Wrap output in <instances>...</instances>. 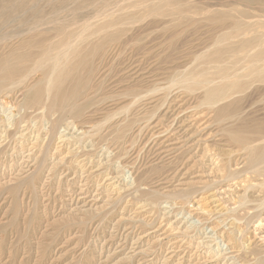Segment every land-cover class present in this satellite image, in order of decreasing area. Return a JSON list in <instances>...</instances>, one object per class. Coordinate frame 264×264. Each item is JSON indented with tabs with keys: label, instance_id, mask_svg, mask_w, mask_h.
Returning a JSON list of instances; mask_svg holds the SVG:
<instances>
[{
	"label": "rangeland",
	"instance_id": "obj_1",
	"mask_svg": "<svg viewBox=\"0 0 264 264\" xmlns=\"http://www.w3.org/2000/svg\"><path fill=\"white\" fill-rule=\"evenodd\" d=\"M179 1L199 10L174 34L158 18L134 16L143 21L133 20L123 36L135 41L105 53L87 90L90 105L78 118L57 122L58 114L42 106L40 113L20 108L21 91L0 93V264H258L264 239L245 221L258 212L264 197L257 184L264 178L245 172L248 155L226 133L240 122L264 121V82L212 104L203 87L187 88L191 73L215 71L208 54L229 29V20L211 23L209 15L241 6ZM251 13L257 14L253 21L264 20V0ZM14 26L1 27L0 34ZM237 98L220 116L218 110ZM229 235L238 236L240 247Z\"/></svg>",
	"mask_w": 264,
	"mask_h": 264
},
{
	"label": "bare ground",
	"instance_id": "obj_2",
	"mask_svg": "<svg viewBox=\"0 0 264 264\" xmlns=\"http://www.w3.org/2000/svg\"><path fill=\"white\" fill-rule=\"evenodd\" d=\"M41 2H44L45 5H42ZM221 4L225 6L230 5V3H225V2ZM232 4L240 5L241 8L233 6L236 8H232L233 9L232 12H230L229 10H221L219 11V13L214 12L213 14L209 15V20H211V23L219 22L222 20H229L228 31H225L224 33H222V35H220L215 40L214 47L211 53L208 54L211 56L210 57L211 62L216 63V66L214 68L215 71L213 73L206 72V71L191 73L185 79L187 82V88H202L203 87L205 89L204 100L206 103H209V104H212L221 98H226L234 94L239 95V93H242L246 91L247 89H249L250 85L257 83V82H264V20L257 19L253 21L252 19L257 14L253 15V13H251V11L255 9L260 11V0H234ZM44 6H48L49 10L48 11L44 10ZM196 10H199V9L196 8ZM196 10L195 8L188 6L184 2L181 3L179 0H0V28L10 26L12 23H17V26H14L15 28L17 27V30L15 31L10 30L7 33L5 31L0 34V93L2 92L18 93L21 91L23 93V98L19 103L20 106L18 104L20 108L22 106V108L24 107L27 109L30 107V108H34V110L35 108H37L38 110L39 106H40V109H42L41 108L42 106L48 113L50 114L56 113V115L58 114L57 122L58 120H60L61 122L62 121L61 118H63L66 115H72L76 119V116L78 118L80 114H83L84 109H86L90 105V99H89L87 90L91 88V81H93L94 77L100 71V66L102 64L101 62L103 60V57L105 56V53L111 47L112 48L125 47L126 45H128V41L130 42L135 41V40H129V39H134V38H129V37L127 39H124L123 35L126 34V32H129L128 30L132 29V27L128 28V25L132 24L133 20L139 21V22H141V20L143 21V19L141 18H140L141 20H139V18L135 19L136 17L134 16L136 14L145 13V16L149 15L153 18L160 19L161 24H164L165 26H167L165 28H172L173 32L171 34H174L177 31H179L186 23H188V21L192 19L191 15L194 14ZM258 15L260 16V14ZM139 24L137 25L138 29H142L143 27L140 26ZM14 27L13 28L11 27V28L14 29ZM148 37L149 36H147V38ZM123 51H125V49ZM134 55L135 54H133V56ZM108 61L107 63H109ZM111 64L113 63L111 62ZM115 79L117 78L115 77ZM100 84L102 85V83ZM152 92L154 91H151V93ZM136 95H137V90H136ZM141 95L139 94L138 96H141ZM109 96L107 97L109 98ZM118 98L119 97H117V100ZM135 99H133V101ZM100 100H103L101 99V96H100ZM240 100L241 98L239 99L237 98V99L232 100L230 103L223 105L218 110L219 115L221 116V114H224L223 111H226L227 108H230L231 105L238 103ZM10 104L13 105V103H10ZM130 104H132V102ZM1 105L2 104H0V107ZM245 107L246 106H244L243 108ZM127 108L125 107L126 110ZM10 109H11V106H10ZM27 115L28 114H26V116ZM50 118L51 117H49V119ZM19 119L18 120L15 119L16 120L15 122H21ZM23 120L25 121V118ZM42 120H43V117H42ZM136 120L138 119H135V121ZM5 121H7V119ZM11 125L12 123L10 124V126ZM54 127H56V125ZM50 129H52V127H50ZM226 134H227L228 139L232 142V144L235 143L246 151L248 156L246 155L247 156L246 164L244 163L245 172H249L254 175H261L264 178V143L262 144L257 143L259 139L260 140L264 139V121L261 120L258 122L246 123V124H244L243 122H240V124L237 127L227 131ZM255 143H257L258 145ZM45 149L47 150V147ZM235 151L236 150H234L233 153ZM47 156L48 155L46 153V156H42V157H44L45 159ZM40 163H41V160H40ZM41 164L39 165L41 166ZM39 165L38 167H40ZM227 173H228V170H227ZM249 173H247L246 175H248ZM220 176L222 177V175ZM226 176L224 178H221V177L220 178L225 179ZM249 178L250 177H248V179ZM234 179H236V177ZM28 181L26 182L28 183ZM244 181L246 182L245 179ZM23 182L24 181H22V183ZM259 183L261 184H257V185H259L260 188H263L259 190L263 192V197H264V179L262 182L259 181ZM239 184H238V187H240ZM255 184L254 186H256ZM244 187L246 188V185ZM256 191L258 192V190ZM187 194L188 193L186 192V195ZM179 195H182V194H179ZM258 196H259V192H258ZM254 197L253 199H256V195ZM149 198L151 199L150 196ZM244 202L242 201L240 205H242ZM255 204L257 205V203ZM236 205L238 206V203H236ZM245 206L246 208L244 209L246 210H249V208H251L247 205ZM257 207L259 208L257 210L258 212L256 213L250 212L251 216L250 215H249L250 217H247L248 215L246 216L247 217L245 221L246 224L245 223L244 224L246 225L247 230H248L250 227L249 225L254 223V226L251 230L255 233L253 234V236L254 235L258 236V238H260L261 240V239H264V198L262 201H260V204L257 205ZM232 209H234V207ZM242 215H243V211H242ZM235 218L237 219V217ZM240 220H238V222ZM236 225L238 226V224ZM244 231L246 232L245 229ZM236 237L229 235L227 237V240L230 241L234 238L236 239ZM227 243L229 244V242ZM232 244H234L233 247H236V245L237 247H240L238 246L240 243L237 241V239L235 243L233 242ZM255 247L254 249L257 250L258 248H255ZM257 251L256 252L254 251V253L257 254ZM226 255L224 257H226ZM263 256L262 258L260 257L258 264H264Z\"/></svg>",
	"mask_w": 264,
	"mask_h": 264
}]
</instances>
